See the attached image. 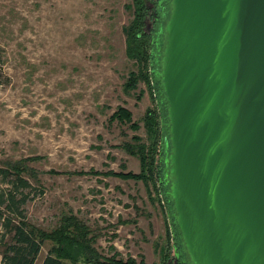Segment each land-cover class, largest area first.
I'll use <instances>...</instances> for the list:
<instances>
[{"label":"rangeland","instance_id":"1","mask_svg":"<svg viewBox=\"0 0 264 264\" xmlns=\"http://www.w3.org/2000/svg\"><path fill=\"white\" fill-rule=\"evenodd\" d=\"M131 18V0H0V166L39 156L27 161L40 171L23 204L31 224L49 230L70 211L102 255L162 264L168 216L151 185L89 172H138L137 157L114 145L133 144L132 135L149 141L141 117L157 100L141 80L124 86L138 68L124 54ZM118 105L137 129L107 121Z\"/></svg>","mask_w":264,"mask_h":264},{"label":"water","instance_id":"2","mask_svg":"<svg viewBox=\"0 0 264 264\" xmlns=\"http://www.w3.org/2000/svg\"><path fill=\"white\" fill-rule=\"evenodd\" d=\"M169 197L192 264H264V0H171Z\"/></svg>","mask_w":264,"mask_h":264},{"label":"trees","instance_id":"3","mask_svg":"<svg viewBox=\"0 0 264 264\" xmlns=\"http://www.w3.org/2000/svg\"><path fill=\"white\" fill-rule=\"evenodd\" d=\"M132 18L123 26L124 54L126 58L138 65L136 72H129L124 86L135 85L141 80L149 89L156 106L147 108L142 117V125L149 141L143 142L139 136L132 135V143L120 145L129 154L135 155L139 161L138 172L106 170L89 171L103 176H114L121 179L141 180L151 185L157 201L161 203L165 219V251L160 248L161 261L167 264H183L184 247L175 223V213L169 197L168 160V121L166 116V100L160 81V56L155 55L154 41L143 30L144 0H131ZM162 42L159 43L161 45ZM152 48V50H151ZM2 53L0 52V85L6 83V75L2 69ZM108 122L126 123L135 130L138 125L131 121V113L120 105L110 113ZM39 159V156L4 161L0 166V264H34V261L45 242L49 246L39 264H146L143 257L136 261L132 257L126 259L114 255L104 256L93 246L95 235L88 225L70 211L60 213L56 224L49 230L31 224L25 215L23 204L27 200L26 190L32 187L31 181L40 186V171L27 164V161ZM50 173H56L49 170ZM83 173V172H81ZM31 180V181H30ZM148 198H150L148 196ZM167 207V210L164 208ZM174 249V256L168 260L169 249ZM165 259L167 261L165 262Z\"/></svg>","mask_w":264,"mask_h":264},{"label":"flooded vegetation","instance_id":"4","mask_svg":"<svg viewBox=\"0 0 264 264\" xmlns=\"http://www.w3.org/2000/svg\"><path fill=\"white\" fill-rule=\"evenodd\" d=\"M170 7L171 0H144L143 30L149 35L150 41H154V52L155 55L160 56L159 58H161L164 44V24L168 18ZM145 26H147V30L144 29ZM160 42H162L161 45H159ZM184 255L183 264H192L189 262L185 250Z\"/></svg>","mask_w":264,"mask_h":264}]
</instances>
